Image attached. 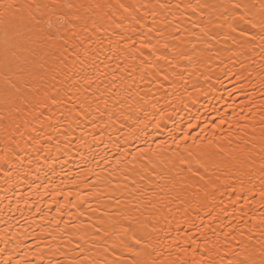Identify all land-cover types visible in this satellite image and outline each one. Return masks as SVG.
I'll return each instance as SVG.
<instances>
[{
  "label": "snow or ice",
  "instance_id": "1",
  "mask_svg": "<svg viewBox=\"0 0 264 264\" xmlns=\"http://www.w3.org/2000/svg\"><path fill=\"white\" fill-rule=\"evenodd\" d=\"M217 70L240 105L129 151ZM0 179L56 205L0 264H264V0H0Z\"/></svg>",
  "mask_w": 264,
  "mask_h": 264
},
{
  "label": "bare ground",
  "instance_id": "2",
  "mask_svg": "<svg viewBox=\"0 0 264 264\" xmlns=\"http://www.w3.org/2000/svg\"><path fill=\"white\" fill-rule=\"evenodd\" d=\"M137 2H140V0H137ZM217 74L221 75V81L219 83H214L213 90L208 93L206 97H201L199 104L192 105L191 103H188V108H185L182 104L178 105L177 108L172 111L171 116L166 117L165 120L160 122V128H156L153 124L144 130L139 139H133L128 145L129 151L136 152L138 148H147L149 145L151 146L152 151H157V145L165 141L168 145H171L173 150H176L175 144L173 143V137H175L177 142H181L184 134L194 136L200 131L201 127H204L208 120L212 119V117H216V119L213 120V123H218L219 115L221 113L228 115L230 110L226 108V105L233 104V101H235L236 105H240L243 100L242 96L234 94L232 97H229L227 94L228 91L234 88L235 82L229 77L222 76L218 70ZM205 87H207V84H205ZM201 105H206L208 111L206 112ZM213 107L218 109L219 112H213ZM189 109H191V111H189ZM237 111H239V109H237ZM240 114L245 115L246 113ZM197 118L199 119L198 124ZM190 122L197 124V127L195 129H189L188 125ZM223 129L224 131H227V125H224ZM206 132H209L210 134V130L206 129ZM217 135H219V133H217ZM200 139L203 140L204 137L201 136ZM187 144L189 146L192 145L191 139L187 141ZM181 148H183V143H181ZM113 151H115V149H109V155H111ZM148 155H151V152H149ZM75 159L78 160L79 158L76 157ZM129 159H131V157H129ZM89 160H91V157H89ZM102 166L104 165L102 164ZM57 172L58 175L53 177L55 185H60L61 188H64L65 186L61 184V178L66 179L67 177H65L64 172L59 169V165H57ZM55 185L50 191H55ZM22 187L23 192H21L19 188L15 191L5 192L3 180L0 179V259H2L7 253H11L15 258L17 257V252L23 253L34 244L33 235L35 234L32 232V229L28 227L26 218L31 217L35 219L36 223H41L42 221H40L39 216L35 215L34 212L30 213L28 211V205L23 203L24 199H28L29 204L33 208L38 206L47 210L51 207L49 215H56V205H49L48 203L53 197L46 194L44 189H39L38 191L44 194L42 196H37L26 185ZM65 191H67V188H65ZM17 195L20 196L22 201L19 204V208L23 210V215H21L20 211L16 210ZM5 197L8 199H5ZM9 199L12 201V211H9L8 208L5 207V205L8 204ZM56 199L63 201V197H56ZM75 212L76 209L69 206V208L65 210L64 219H68L69 215L74 214ZM5 227L9 228L8 233L3 231ZM25 229H27V232L24 231ZM17 233L19 234L16 235ZM160 235L163 236V232H161ZM173 235H175V232H173ZM4 236L8 237L6 249L5 241L3 239ZM17 241L20 242V247L18 250L14 251Z\"/></svg>",
  "mask_w": 264,
  "mask_h": 264
}]
</instances>
